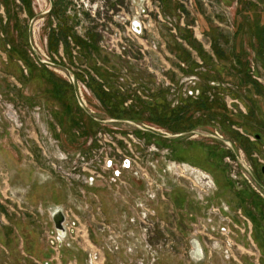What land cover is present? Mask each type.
Instances as JSON below:
<instances>
[{
    "label": "rangeland",
    "instance_id": "obj_1",
    "mask_svg": "<svg viewBox=\"0 0 264 264\" xmlns=\"http://www.w3.org/2000/svg\"><path fill=\"white\" fill-rule=\"evenodd\" d=\"M69 73L98 116L153 129H116L141 140L135 149L157 190L145 264H194L191 235L205 247L200 264H264V0H0V214L19 237L33 224L48 247L29 257L15 236L12 255L0 231V264H87L90 246L107 264L127 260L97 227L128 222L147 201L144 180L127 171L124 185L89 188L43 155L59 149L70 163L104 128L78 105ZM49 205L90 224L68 237L78 251L53 244Z\"/></svg>",
    "mask_w": 264,
    "mask_h": 264
},
{
    "label": "built area",
    "instance_id": "obj_2",
    "mask_svg": "<svg viewBox=\"0 0 264 264\" xmlns=\"http://www.w3.org/2000/svg\"><path fill=\"white\" fill-rule=\"evenodd\" d=\"M136 21L140 26V32L132 28V23H130V31L138 36L142 32V25L139 19H136ZM67 78L73 85L76 100L80 108L104 128L100 129L93 137L87 140L85 144L88 150L87 152H78L70 156L71 159H73L70 163L66 162L68 156L59 149L56 150L53 156L44 149L43 155L46 159L50 160L49 163H51L53 170L57 172L60 177L64 178L66 181L79 180L89 188L95 186L98 181L105 183L107 186L124 185L125 179H123V174L127 171H131L133 177H140L144 180L146 183L147 201H139L135 204L132 212L133 216L129 217L128 222L124 218V224L118 228L119 230H114L113 227L107 224L105 225L102 222L99 225L100 227H97V231L107 235L106 247L109 252H124L127 260L119 262L118 264H145L144 257L150 259L149 255L154 254V250L147 240L149 238V228L152 226L150 217L154 216L155 212L154 209L148 205V202L156 198L157 190L154 185L155 182L149 176L148 169L141 163L142 161L140 160L139 153L135 149V146H142L141 140L132 132L121 133L116 131V129L119 123L134 125L141 131L153 132V129L147 126L143 127L137 125L127 120H115L114 118L111 119L98 116L95 111L87 105L85 96L89 95L90 92L85 82L75 79L74 75L71 73L68 74ZM106 126L112 127L113 131H107ZM166 136L168 137V134ZM148 152L152 155L157 152V149L154 145H150L148 147ZM151 164L154 167L153 163H150V165ZM183 171L193 176L191 171L185 168ZM64 214L66 217L65 222H68L67 231L70 237L75 238V234L76 237H80L88 232L86 228L77 229L79 227L77 217L68 212ZM53 234L55 236L54 231ZM55 243L56 248H59L56 239L53 244ZM138 250L142 252L140 253L143 254V258L133 261L131 258L139 253ZM228 251V249L223 250L226 258H229ZM85 253L87 256V264H107L106 256L95 246L87 247Z\"/></svg>",
    "mask_w": 264,
    "mask_h": 264
},
{
    "label": "crops",
    "instance_id": "obj_3",
    "mask_svg": "<svg viewBox=\"0 0 264 264\" xmlns=\"http://www.w3.org/2000/svg\"><path fill=\"white\" fill-rule=\"evenodd\" d=\"M66 187H65L64 190L69 191L70 189L66 188ZM96 187L97 186L91 187V188H96ZM1 218H3L4 222H6V225H7L6 227H0L2 238L5 239V240L2 239V241L5 242V244L2 243V242L1 243L6 246V249L8 250L7 252L10 251V253H12V255H15V236H16V238L20 239V240L18 239L19 241L17 240L18 246H19V244L21 245L22 242L24 243L25 251L27 252V255L29 257H32V256L38 257L40 254H42L46 250V248H48L47 245H46L47 241L44 240V238L40 234L39 229L38 228H34L33 224H32V227L31 226L30 227H25L23 230H21L20 231L21 236L19 237L18 235L14 234V231H15V228H16V225H15L16 222L13 221L14 219L9 218V217L6 218L2 214H0V219ZM77 219H78V222H79V227L77 228L78 230L80 228H82V229L87 228L86 225H88V224L86 222H85L86 224L84 225L83 221L79 217H77ZM121 223L124 224V220L121 221ZM28 230H30L32 233L29 232ZM76 233H77V231H76ZM94 235H96V233L93 234V237H94ZM77 237H76V234H75V238H77ZM96 239H98V237ZM25 261H26V263H24V264H28L27 260H25ZM34 264H36V263L34 262ZM78 264H81V263H78Z\"/></svg>",
    "mask_w": 264,
    "mask_h": 264
},
{
    "label": "water",
    "instance_id": "obj_4",
    "mask_svg": "<svg viewBox=\"0 0 264 264\" xmlns=\"http://www.w3.org/2000/svg\"><path fill=\"white\" fill-rule=\"evenodd\" d=\"M132 28L137 32H140V26L136 20L132 22ZM172 136L173 135H168V137ZM48 210L51 221L53 223V231L55 232V239L58 247L61 249L63 244L65 243V245L71 250L78 251V248L73 245V242L69 241V233L67 231L68 222H65L66 217L63 207L61 205H49ZM189 244V255L193 263L200 264L204 262V260L206 259V251L200 237L191 235V237L189 238ZM44 264H49V262L46 261Z\"/></svg>",
    "mask_w": 264,
    "mask_h": 264
},
{
    "label": "bare ground",
    "instance_id": "obj_5",
    "mask_svg": "<svg viewBox=\"0 0 264 264\" xmlns=\"http://www.w3.org/2000/svg\"><path fill=\"white\" fill-rule=\"evenodd\" d=\"M186 167H187L186 168L187 170L191 171V173L193 174V176L196 178L195 180H197L198 183H202V184H205V185H209L208 183H210L211 181L204 182V180L208 178L207 175H206V173L202 172L201 170H198V169L189 167V166H186Z\"/></svg>",
    "mask_w": 264,
    "mask_h": 264
},
{
    "label": "trees",
    "instance_id": "obj_6",
    "mask_svg": "<svg viewBox=\"0 0 264 264\" xmlns=\"http://www.w3.org/2000/svg\"><path fill=\"white\" fill-rule=\"evenodd\" d=\"M117 118H119V117H117ZM121 119V118H120ZM123 119H126V118H123ZM127 119H129V118H127Z\"/></svg>",
    "mask_w": 264,
    "mask_h": 264
}]
</instances>
